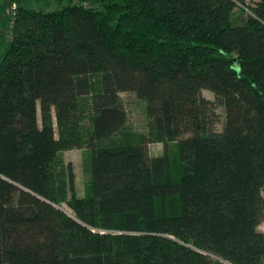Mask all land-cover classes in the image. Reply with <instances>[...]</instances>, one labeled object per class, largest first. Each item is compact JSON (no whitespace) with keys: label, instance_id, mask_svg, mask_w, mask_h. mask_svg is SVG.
Returning <instances> with one entry per match:
<instances>
[{"label":"trees","instance_id":"obj_1","mask_svg":"<svg viewBox=\"0 0 264 264\" xmlns=\"http://www.w3.org/2000/svg\"><path fill=\"white\" fill-rule=\"evenodd\" d=\"M7 2L0 264H264V0Z\"/></svg>","mask_w":264,"mask_h":264},{"label":"rangeland","instance_id":"obj_2","mask_svg":"<svg viewBox=\"0 0 264 264\" xmlns=\"http://www.w3.org/2000/svg\"><path fill=\"white\" fill-rule=\"evenodd\" d=\"M241 8L242 7H240V9ZM238 9L239 7L236 9L237 12ZM12 20L13 10L11 9V6L7 0H0V60L8 49V39L10 37ZM202 95L205 99L212 103V109L214 113L212 120L213 129L217 132H220L225 122L224 109L219 104L215 103L213 93L204 90L202 91ZM121 98L127 112V123L124 129L136 134H145L147 132V115L144 102L139 100L132 93H122ZM87 121L88 120L86 119L85 123H87ZM162 152V145H149V155L151 157H155L159 154L162 155ZM86 157L87 154L85 151L78 149L61 153V158L63 161L65 163H71L73 166V171L75 174V193L79 198H83L85 196V185L89 179V174L84 168ZM62 210L70 217H73V212L67 206H62ZM257 229L260 233L264 234V222L260 223Z\"/></svg>","mask_w":264,"mask_h":264},{"label":"built area","instance_id":"obj_3","mask_svg":"<svg viewBox=\"0 0 264 264\" xmlns=\"http://www.w3.org/2000/svg\"><path fill=\"white\" fill-rule=\"evenodd\" d=\"M251 4V0H244V5H239L240 7H242V9L246 10L247 11V7ZM11 9L13 10V16H14V9H15V6H11Z\"/></svg>","mask_w":264,"mask_h":264},{"label":"crops","instance_id":"obj_4","mask_svg":"<svg viewBox=\"0 0 264 264\" xmlns=\"http://www.w3.org/2000/svg\"><path fill=\"white\" fill-rule=\"evenodd\" d=\"M158 145H160V144H158ZM162 149H163V148H162ZM156 156H160V154H159V155H156ZM156 156H155V157H156Z\"/></svg>","mask_w":264,"mask_h":264}]
</instances>
